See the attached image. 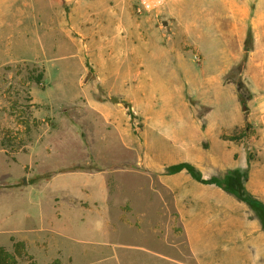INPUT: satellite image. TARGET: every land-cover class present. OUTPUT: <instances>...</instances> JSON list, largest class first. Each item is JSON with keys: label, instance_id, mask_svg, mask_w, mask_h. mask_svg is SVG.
<instances>
[{"label": "rangeland", "instance_id": "1", "mask_svg": "<svg viewBox=\"0 0 264 264\" xmlns=\"http://www.w3.org/2000/svg\"><path fill=\"white\" fill-rule=\"evenodd\" d=\"M7 1L0 248L15 264H264V212L246 201L264 206V0H176L143 17L134 0ZM125 40L163 47L131 64L137 80L100 81L119 63L64 55ZM108 89L140 92L143 111ZM97 102L122 115L106 121ZM52 168L104 170L105 214L70 209L60 225Z\"/></svg>", "mask_w": 264, "mask_h": 264}, {"label": "crops", "instance_id": "2", "mask_svg": "<svg viewBox=\"0 0 264 264\" xmlns=\"http://www.w3.org/2000/svg\"><path fill=\"white\" fill-rule=\"evenodd\" d=\"M8 1L0 0V20L5 15L7 16ZM70 16V14H69ZM63 21L62 15L55 7L52 13V33H57L58 31H63ZM66 33V32H65ZM132 36L138 38V32H133ZM73 48H65V54L72 56L73 53H77L84 57L87 55V59L93 65L101 66L103 69L107 64H118L120 67L114 66L112 76H103L104 73L99 71V76L97 77L102 80L107 81H124V80H137L140 78L141 72L133 71L131 74V64L137 66V64L148 63L153 61V59L158 57V54L162 53L163 47L151 43L149 41H119L116 47L106 48L102 45L89 47L88 45L81 47H76L75 51L71 50ZM94 49V50H93ZM119 57V58H118ZM126 57V58H125ZM129 73H125L124 69ZM104 70V69H103ZM127 90V91H126ZM125 92H121L120 89H108V95H129L133 98L134 104L131 106L132 111H143L138 108L135 103L140 102L137 98H140L141 94L138 91H132V89H126ZM92 108V109H91ZM90 111L94 113H99L102 115L106 121H115L122 115L120 112L108 105H103L101 102H97L96 105L90 106ZM124 118V117H122ZM106 172L104 170L94 169L88 170H61L53 171L52 177L46 183V189L49 193H52V204L53 209H60L63 215V223L60 225L67 226L68 221L65 219L67 217L70 209H81L80 216L84 215L86 211H90L93 208H100L103 214L105 210L108 209V184L106 179ZM78 205V206H76ZM84 212V214H83ZM139 213L138 220L140 221ZM105 215L103 216V218ZM119 221V218L117 220ZM104 223V222H103ZM66 228V227H65ZM65 228L60 229V234L66 232Z\"/></svg>", "mask_w": 264, "mask_h": 264}, {"label": "built area", "instance_id": "3", "mask_svg": "<svg viewBox=\"0 0 264 264\" xmlns=\"http://www.w3.org/2000/svg\"><path fill=\"white\" fill-rule=\"evenodd\" d=\"M176 0H134L133 11L137 17L149 16Z\"/></svg>", "mask_w": 264, "mask_h": 264}, {"label": "trees", "instance_id": "4", "mask_svg": "<svg viewBox=\"0 0 264 264\" xmlns=\"http://www.w3.org/2000/svg\"><path fill=\"white\" fill-rule=\"evenodd\" d=\"M190 168H188L187 170H189ZM193 177L196 180H199L198 176H196L195 174H192ZM246 201L251 205V207L253 209H259L262 212H264V206L258 202H256L255 200H251V199H246ZM16 247L22 246L21 243H16L15 244ZM0 264H15V257L12 254H9L8 252H6L3 248H0ZM54 264H58V262H54Z\"/></svg>", "mask_w": 264, "mask_h": 264}]
</instances>
